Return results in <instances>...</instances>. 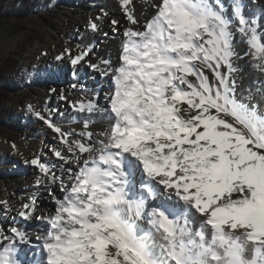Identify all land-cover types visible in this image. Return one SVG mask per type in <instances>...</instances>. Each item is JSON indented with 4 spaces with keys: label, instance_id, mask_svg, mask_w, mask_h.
I'll return each mask as SVG.
<instances>
[{
    "label": "snow or ice",
    "instance_id": "1",
    "mask_svg": "<svg viewBox=\"0 0 264 264\" xmlns=\"http://www.w3.org/2000/svg\"><path fill=\"white\" fill-rule=\"evenodd\" d=\"M117 2L114 60L55 57L108 82L68 101L80 129L27 105L59 142L25 160L52 207L0 199V264H264V0Z\"/></svg>",
    "mask_w": 264,
    "mask_h": 264
},
{
    "label": "rangeland",
    "instance_id": "2",
    "mask_svg": "<svg viewBox=\"0 0 264 264\" xmlns=\"http://www.w3.org/2000/svg\"><path fill=\"white\" fill-rule=\"evenodd\" d=\"M78 7L76 0H72V3L67 5L62 4L59 0H37L36 7L32 9L27 17H10L4 19L0 25V76L2 77L1 86L4 88L2 90V95H0V139L4 138V136L6 138L11 136V139L15 142L16 136L23 133L24 129L28 127L27 121L30 115L35 120L36 129L38 131L43 130L41 127L43 126L44 121L39 123V125L37 120L40 119L28 112L27 105L31 104L36 106V110L41 111L42 114H44L45 112H43L44 110L42 108L44 101H42V97L49 96L47 107L49 108L50 113H53V109L58 102L63 103V105L68 108L70 106L68 103L69 99H60L61 94H67L70 96L74 94L75 96L77 93L81 92L72 87V80L75 78V74L73 73L74 70L72 66L66 59L60 64L61 67L58 71H55V79L48 80L47 83L44 84L38 83L36 77L41 75L42 67L39 63L37 64L34 57V53H39L40 48L45 46H48V48L50 47V50H52L53 41L57 43L58 41L60 43L62 41L63 44H65L64 48H67L66 46H69V44L76 39H82L83 34L81 33V27L77 29L68 28L69 21H74V17L77 16L78 18L79 16V13L76 12ZM70 10H72V13ZM79 22L84 28L83 21ZM63 29L74 33L75 37L68 40L67 37H65L66 34H63L62 32ZM109 29L107 37L102 33V37L104 38L103 41L107 43V45L112 37L118 34L112 32V26ZM95 46H97V49H100V51H103V48H101L100 45L95 43ZM44 64L46 65V63ZM47 68L48 67L46 66L44 69ZM84 75L86 78L84 79V82H81L82 85H85L88 80L95 83L100 81L101 84L106 85L103 82L104 80L102 81L101 77L92 72L89 68L82 71V76ZM85 87L84 92L88 93V95L91 94L93 89L99 88L93 87L85 89ZM53 89L55 91H52ZM53 114L52 121L57 123V117H62V115L58 110ZM63 115L65 114L63 113ZM6 140H8V138ZM36 154V156H40L44 162H47V160H51L52 158L56 161V158L51 152H49V150ZM17 161L22 167H24V169L22 168L18 173V176L17 174H12V176L18 179L20 188L24 191H29V187L23 183L27 178L25 169L30 167L31 169L36 168L30 164H26L25 160L20 158H18ZM7 166L10 167L8 170L12 172L14 169V167L12 168L13 165L8 163ZM26 195H29V193L26 192ZM40 198L38 204L44 202L46 205H49L50 207L52 206L51 197L48 195L47 189ZM40 208L41 210H44L42 206L39 207V209Z\"/></svg>",
    "mask_w": 264,
    "mask_h": 264
},
{
    "label": "bare ground",
    "instance_id": "3",
    "mask_svg": "<svg viewBox=\"0 0 264 264\" xmlns=\"http://www.w3.org/2000/svg\"><path fill=\"white\" fill-rule=\"evenodd\" d=\"M59 1L64 5L72 3V0H59ZM76 1L79 6L76 12L79 13V16L78 18L77 16H75L74 21H69L68 28L77 29L81 27L82 29L81 33L83 34V37L82 39L79 38L76 39L74 42H72L71 44H69V46L66 47L72 48L73 51H75L77 45H79L81 48H85L89 45H93V51L91 53V58L93 61H96L101 57L107 58L109 55L114 60L117 55V49L120 42V35L117 34L116 36H113L112 39L109 41V44L107 45V43L103 41L104 38L102 37V33L105 32L107 33L108 30H110L109 28L112 26L110 24V20L112 19L119 20L120 25L122 27L127 23L121 15V11L117 0H76ZM136 3L137 5H139L141 3V0H136ZM101 9L107 12V16L104 17L103 20L98 21L100 25V30L94 33L87 28V24L90 19L102 15ZM249 10L254 11L257 17L260 15V10L258 6L252 7ZM70 11L72 13V10ZM79 21H83V26H85L84 28L82 27ZM62 32L63 34H66L65 37H67L68 40L73 39L75 37L74 33H71L66 29H63ZM236 41H237V51L240 52L241 56L243 57V50L245 49L246 46L244 44L239 43L238 36L236 38ZM95 43L97 45H100L101 48H103V51L97 49ZM52 44H53L52 50H50V47L48 48V46L47 47L45 46L43 48H40L39 53H34V57L35 60L37 61V64L39 63V65L42 67L41 75H38L36 77V81L41 84L47 83L48 80L55 79L54 73L55 71H58V69L61 67L60 64L63 62V61H57L55 57L64 49L65 44H63L62 41L61 43L59 41L58 43L53 41ZM43 53H46V55H44ZM44 63H46V65ZM238 63L241 65V67L247 65V70L243 73L245 84H247L250 80H256L258 78V74L251 67L250 57H244L240 61H238ZM46 66L48 68L44 69ZM86 68L88 67L83 62L81 63V65H78L76 67L75 78L72 80V83L76 84L77 85L76 89L80 90L81 92L77 93L75 96L74 94L70 96L65 93L66 95L64 96L68 97L67 99H69V101H74L79 98H82L86 94L88 95V93L84 92L85 85H86L85 89L99 87L101 85L100 81L95 83L90 80H88V82L85 85L81 84V82H84V79L86 78L85 75L82 76V71H85ZM103 82L106 84L103 85V88L105 89V91H107L108 82L106 80H104ZM48 97H44V98L42 97L43 99L42 101H44L42 108L44 110L43 112H45L43 115H45L46 117H50L52 120V114L58 110L59 113H64L65 115H62V117L58 116L59 118L57 117V123L54 121L53 123L59 125L65 130H68L69 128H75L79 130L81 125L80 123L75 122L78 114L72 110L71 106H69L68 108L64 106L63 103L58 102V104H56L53 109V113L52 112L50 113L49 108L47 107ZM29 118L27 121L28 127L24 129L23 133H20L19 135L16 136L15 142H13L11 136L7 137L8 140H6L7 138L5 136L4 138L0 139V199H7L17 207L19 206L20 203L24 202L31 195H36L38 197V201H40V199L42 198V197L40 198V196H42L43 193L46 192L45 187L38 188L35 185V179L37 175H39V172L38 169H31V167L25 169V173H27V178L23 182L24 185L29 187V191H24L22 188H20L18 179L12 176V174L13 175L17 174L18 176V173L22 170V168L24 169V167L20 165L17 159L20 158L22 160H30L37 155L36 153H41L45 150H48L47 147L48 145L59 146V142L56 139V133H54L52 129H50L45 122H43L44 124L42 127L40 126L41 128H43V130L38 131L36 129L35 120L31 117V115ZM37 122L39 124L42 122V120H37ZM13 143L17 146L16 149L12 148ZM53 159L54 158H52L51 160H47V162H55ZM8 163L13 165L12 168L14 167L12 172L8 170L10 168L9 166H7ZM26 192H28L29 195H26ZM41 206L43 207L44 210H41L40 208L39 209L40 212H46L48 209L52 207L46 205L44 202H40L39 207ZM14 215H15L14 212L8 214L7 216L8 221H11V218ZM2 219L3 217L0 216V220ZM17 223L22 227L27 226L24 224L23 221H17Z\"/></svg>",
    "mask_w": 264,
    "mask_h": 264
},
{
    "label": "trees",
    "instance_id": "4",
    "mask_svg": "<svg viewBox=\"0 0 264 264\" xmlns=\"http://www.w3.org/2000/svg\"><path fill=\"white\" fill-rule=\"evenodd\" d=\"M37 0H0V25L4 19L10 17L25 18L29 15L34 7H36ZM2 77L0 76V95H2L1 86Z\"/></svg>",
    "mask_w": 264,
    "mask_h": 264
}]
</instances>
